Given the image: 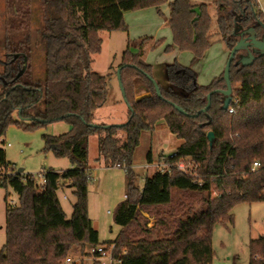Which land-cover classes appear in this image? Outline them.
Instances as JSON below:
<instances>
[{
    "label": "trees",
    "instance_id": "obj_1",
    "mask_svg": "<svg viewBox=\"0 0 264 264\" xmlns=\"http://www.w3.org/2000/svg\"><path fill=\"white\" fill-rule=\"evenodd\" d=\"M42 19L8 20L0 58V144L7 126L26 129L45 127L65 120L69 130L44 135L45 150L73 165L64 171H43L45 185L33 175L16 173L0 147V186L11 188L17 204H7L6 240L0 264H64L69 253L84 256L99 244L87 211L88 140L98 136V153L106 166H125L127 194L114 212V223L122 229L113 240L115 255L126 254L119 264H210L212 232L216 223L232 224L233 207L240 202H264V56L248 66L230 67L232 112L222 110L224 81L217 77L198 85L192 67L177 62L165 66L167 86L156 95L153 67L127 48L119 67L125 98L130 106L122 126L92 127L94 114L107 99V76L91 70V55L101 49V31H126L124 13L159 6L168 0H40ZM215 7V28L209 4L191 0L168 2L167 25L173 45L192 53L199 61L218 35L230 50L237 39L235 28L264 21L256 0H211ZM35 21L43 47L41 78L32 67L38 40L30 22ZM259 32V29H257ZM148 89L149 96L138 98ZM215 91V92H214ZM206 113L196 114L206 105ZM180 106L186 115L179 113ZM16 114L18 120H13ZM167 129L180 140L169 161L190 159L195 177L173 170L153 171L141 189L135 183L131 164L144 131ZM215 140L209 147L207 133ZM167 157L160 154L157 160ZM147 162H153L151 151ZM257 161L259 166L253 167ZM70 185L76 202L66 220L56 190ZM167 208L169 218H158L148 228L141 211ZM249 264H264V236L249 242ZM89 254V253H88ZM98 260L93 264H99ZM71 264H82L72 262Z\"/></svg>",
    "mask_w": 264,
    "mask_h": 264
},
{
    "label": "rangeland",
    "instance_id": "obj_2",
    "mask_svg": "<svg viewBox=\"0 0 264 264\" xmlns=\"http://www.w3.org/2000/svg\"><path fill=\"white\" fill-rule=\"evenodd\" d=\"M172 0H168L170 2ZM194 3L209 4L208 13L213 19L215 28V7L211 0H191ZM264 6V0H260ZM168 2L159 6V11L154 7L137 9L124 13L126 31L114 32L101 31V49L91 55V70L107 76V99L94 114L95 125H119L127 121V105L120 92L116 78V70L119 67L123 52L128 48L132 54L139 55L147 64L153 67V79L160 86H167L165 66L177 62L185 67H192L197 73V84L208 85L215 78L222 76L230 50L226 47L218 35L211 38L212 44L204 56L192 63V53L188 50H178L173 45L170 28L164 19L168 17ZM40 0H0V58L3 55V44L6 23L8 20H29L32 16L42 19L41 14L36 16V11L41 12ZM260 7L258 6V9ZM34 32V38L38 40L32 67L37 79L43 70V47L40 46V33L36 30V22H30ZM13 120H18L16 114ZM69 130V124L57 121L45 127L26 129L15 123L7 126L3 141L0 144L5 150L6 161L10 168L23 169L25 175H33L35 182L41 183L40 174L49 170L59 171L72 169L67 158H57L52 150H45L44 135H60ZM180 144V140L167 129L159 128L154 131H144L139 138V145L134 151L131 168L135 174V183L141 189L145 177L152 170H145L146 155L151 151L154 160L160 153L166 156L173 154ZM98 136L93 134L88 140L87 166L90 177L88 179L87 211L92 226L98 232L99 244L107 246L113 243V239L122 229L114 223L116 206L124 201L127 194L128 182L123 168L106 166L102 159L98 160ZM58 203L63 210L66 220H70L73 213V205L76 202L74 189L70 185L58 187L56 190ZM7 204H17L18 196L11 188L0 186V252L5 244V211ZM167 208L153 209L149 212L141 211V222L147 221L148 228L156 224L158 218H169L164 214ZM233 223H216L212 232L213 257L210 264H249V242L260 236H264V202H240L233 209ZM109 244V245H110ZM108 245V246H109ZM107 246V247H108ZM90 249V248H89ZM88 249V253H89ZM115 251V250H114ZM84 256L78 253H69L75 263L93 264L95 258L91 254ZM115 255V252H114ZM99 264H108L99 260Z\"/></svg>",
    "mask_w": 264,
    "mask_h": 264
},
{
    "label": "water",
    "instance_id": "obj_3",
    "mask_svg": "<svg viewBox=\"0 0 264 264\" xmlns=\"http://www.w3.org/2000/svg\"><path fill=\"white\" fill-rule=\"evenodd\" d=\"M257 29H259V32L257 31ZM232 36L236 38L237 41L230 49L229 56L223 70V74L221 76V79L224 81L225 88L216 90V92H219L223 96L222 104H221L222 110H227L232 100V87L230 83V67L234 59H235L234 62L235 65L248 66L252 64L256 58L260 56H264V21L255 18V25H251L244 29L235 28L232 33ZM120 71L121 68L118 67L115 72L118 81V86L122 94L123 100L127 105V108L130 109V106L128 105L125 98V91L121 82ZM148 79L153 83L156 95L159 98H161V93L158 83L150 76H148ZM212 93L213 92L209 93L206 96L205 107L202 108L200 111H198L196 114H192L191 116H197L199 113L207 112L211 104ZM145 96H149L147 88H143V94L138 98H142ZM173 106L179 113L186 115V112L180 106L174 104ZM125 123L119 125H107L103 127L122 126ZM91 126L97 127V125L95 124H92ZM206 136L209 141V147L211 148L215 140L214 134L213 132L209 131ZM16 173H23V169L19 168L18 170H16Z\"/></svg>",
    "mask_w": 264,
    "mask_h": 264
},
{
    "label": "built area",
    "instance_id": "obj_4",
    "mask_svg": "<svg viewBox=\"0 0 264 264\" xmlns=\"http://www.w3.org/2000/svg\"><path fill=\"white\" fill-rule=\"evenodd\" d=\"M227 110L228 112H232V108L230 107V105L228 106ZM173 155L174 153L166 156L167 160L164 157L160 160H154L153 162H146V164L143 166V169L152 170V172L160 171L167 173H170L173 170H177L186 175L195 177L194 170L196 166L194 162L186 158H181L177 161H169V159L172 158ZM114 166L117 168H123V166L119 164H116ZM257 166H259V163L257 161L253 162V167ZM39 176L41 178L40 185H45V177L43 172ZM88 177H90V173H88ZM107 246L98 245L96 247H92L89 249V254L93 255L95 260H103L105 262H108V264H119L120 258L126 254V251L122 249L119 256L116 258L114 257L115 244L111 243L108 247ZM72 262L74 261L70 257H67L64 261V264H71Z\"/></svg>",
    "mask_w": 264,
    "mask_h": 264
},
{
    "label": "crops",
    "instance_id": "obj_5",
    "mask_svg": "<svg viewBox=\"0 0 264 264\" xmlns=\"http://www.w3.org/2000/svg\"><path fill=\"white\" fill-rule=\"evenodd\" d=\"M256 1H257V3H258V6L260 7L259 10H260V12H261V14H262V17H264V6L261 5V1H260V0H256ZM196 4H198V3H196ZM164 22H165V24H167V18L164 19ZM160 154L164 155L163 153H160ZM160 154H159V155H160ZM159 155H158V156H159ZM164 156H166V155H164ZM100 159H101V158H100ZM100 159H99V160H100ZM71 168H73V165H72V164H71ZM62 171H63V170H62ZM93 228H94V227H93ZM94 229H95V228H94ZM114 239H115V238H114ZM114 239H113V240H114Z\"/></svg>",
    "mask_w": 264,
    "mask_h": 264
}]
</instances>
